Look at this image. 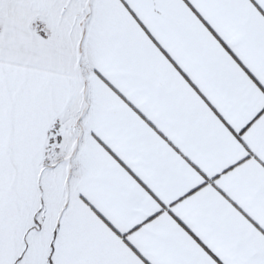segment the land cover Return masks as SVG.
<instances>
[{
    "label": "snow or ice",
    "instance_id": "obj_1",
    "mask_svg": "<svg viewBox=\"0 0 264 264\" xmlns=\"http://www.w3.org/2000/svg\"><path fill=\"white\" fill-rule=\"evenodd\" d=\"M0 264H264V0H0Z\"/></svg>",
    "mask_w": 264,
    "mask_h": 264
}]
</instances>
